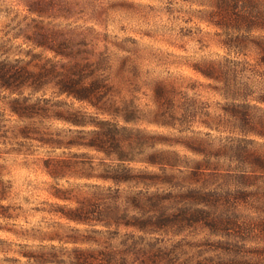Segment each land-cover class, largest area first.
<instances>
[{"label": "trees", "instance_id": "obj_1", "mask_svg": "<svg viewBox=\"0 0 264 264\" xmlns=\"http://www.w3.org/2000/svg\"><path fill=\"white\" fill-rule=\"evenodd\" d=\"M5 3L14 15L7 39L0 41V121L8 110L28 122L19 128L24 138L100 155L97 162L85 152L43 160L54 179L72 174L99 183L85 185L90 190L74 197L75 206H56L61 218L83 227L65 237L55 235L72 247L22 250L21 264H264L257 261L264 251L246 246L252 237L264 241V147L249 137L264 139V109L246 102L244 88L233 84L245 63L225 58L205 61L198 69L231 99L222 114L182 94L177 100L172 84L157 82L153 88L156 99L168 104L156 110L157 125L179 134L195 124L209 131L228 127L233 139L227 136L215 147L210 132L152 137L127 126L134 109L111 79L108 47L99 49L108 35L76 24L82 20L102 27L101 0H0V9ZM231 4L239 16L235 22L264 27L259 1L214 0L210 13L218 20L211 23L226 40H231ZM12 40L20 41L22 57H10ZM226 45L230 51L231 44ZM126 69L120 71L123 79ZM259 99L264 102V96ZM74 102L85 107L74 109ZM49 120L75 127L67 129L74 136L64 141L43 131L41 124ZM157 143L164 148L146 152ZM253 145L257 148H249ZM69 195L62 189L54 194L62 200H71ZM201 232L203 238L196 239Z\"/></svg>", "mask_w": 264, "mask_h": 264}, {"label": "rangeland", "instance_id": "obj_2", "mask_svg": "<svg viewBox=\"0 0 264 264\" xmlns=\"http://www.w3.org/2000/svg\"><path fill=\"white\" fill-rule=\"evenodd\" d=\"M101 1L106 10L102 27L93 22L83 23L82 20L76 24L93 26L96 31L108 35L106 42L99 43V49L103 50L105 45L108 47L111 79L121 88V96L130 101L134 109L127 126L138 128L152 137L155 134L206 137L205 133L210 132L209 140H212L215 147L225 142L227 136L233 139L235 134L228 127L220 131H209L195 124L192 131L179 134L175 130L157 125L154 119L157 109H168L165 101L157 100L154 96L153 88L157 82L175 86L178 90V95L175 96L177 100L182 94L195 99L199 107L214 114L225 113L223 106L231 99L223 96L219 89L220 83L204 78L198 71L203 68L205 61L218 62L225 58L245 63L233 84L237 88H244L242 98L246 102L264 109V102L259 101L264 96V46L261 45V41L264 42V27L249 29L242 25L243 22H235L239 16L233 4L232 22L228 25L231 27V40L228 41L223 30L211 23V20H218L217 15L216 17L210 13L214 9V0ZM257 1L264 10V0ZM7 6L5 3L0 9V41L7 39V33L13 26L11 18L14 11H7ZM226 42L231 44L230 51ZM19 44V40H12L8 44L10 57H22L17 48ZM123 67L128 70L126 79L120 73ZM235 102L243 101L237 99ZM71 107L77 109L85 106L74 102ZM85 109L93 111L90 108ZM27 123L18 120L8 110L4 111L0 121V264H21L24 259L19 252L22 250H37L51 245L72 247L71 244L56 239L55 235L65 237L72 229L83 227L61 218L56 206H75L74 197L90 190L85 185L99 183L72 174L58 179L50 177L43 165L46 158L85 152L97 162L100 155L93 150L55 148L24 138L19 133V128ZM41 127L48 133L60 134L64 141L74 136L67 129L75 127L59 120L43 122ZM249 137L255 138L258 145L260 143L264 147V139ZM159 148H164V145L157 143L146 152ZM249 148L257 147L253 145ZM177 149L192 156L184 148L177 146ZM223 154L226 158L230 157L227 152ZM57 189L68 190L69 196H73L72 199L62 200L55 197ZM201 233L196 239L203 238L205 232ZM260 235V238H264L263 234ZM256 239L258 238L252 237L246 241L248 250L258 253L264 251V241ZM207 243L215 247L218 245L214 241ZM221 252L224 251L220 250L219 253ZM261 254L263 257H257V261H264V254Z\"/></svg>", "mask_w": 264, "mask_h": 264}]
</instances>
